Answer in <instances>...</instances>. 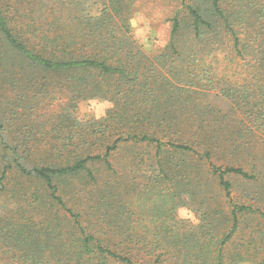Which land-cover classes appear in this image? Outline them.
Wrapping results in <instances>:
<instances>
[{
    "label": "trees",
    "instance_id": "1",
    "mask_svg": "<svg viewBox=\"0 0 264 264\" xmlns=\"http://www.w3.org/2000/svg\"><path fill=\"white\" fill-rule=\"evenodd\" d=\"M114 2L79 17L94 22L82 36L88 43L40 27L35 46L0 5V86L17 89L0 101V194L12 168L16 183L45 189H8L23 204L1 206L0 236L23 264H264L256 237L264 240V196L235 201L227 178L255 180L264 166L254 153L264 143V0H183L184 18L171 19L169 40L152 57L119 38ZM210 90L229 101L227 111L208 101ZM85 99L112 106L100 120L78 123L71 113ZM76 126L80 134H61ZM139 145L152 152L133 163H146L137 185L101 180L90 168L100 163L117 176L112 152ZM64 189L74 190L78 209ZM189 203L196 224L176 217ZM54 206L65 212L60 220ZM244 228L248 237L233 246Z\"/></svg>",
    "mask_w": 264,
    "mask_h": 264
},
{
    "label": "rangeland",
    "instance_id": "2",
    "mask_svg": "<svg viewBox=\"0 0 264 264\" xmlns=\"http://www.w3.org/2000/svg\"><path fill=\"white\" fill-rule=\"evenodd\" d=\"M110 0H0V5L3 8L5 14L11 19V26L17 33H24L23 37L28 40L29 46H35L39 44V39L42 35L41 29L36 28L43 27L44 33L49 37L60 36V38H66L69 35L74 36V39L79 44L88 43L82 36L90 34L93 29V21L86 19H79L80 16H93L99 14L106 4ZM113 23L118 31V36L122 41L132 40L136 46L146 52L150 57L161 51L167 44L170 36V30L172 21L171 19L176 15L184 18L183 14V0H113ZM191 0H184L185 3ZM202 1V0H199ZM81 28V29H80ZM17 89L13 90L9 85L0 86V101L4 100V97H12L15 95ZM208 101L218 109L227 111L229 108V101L217 94L215 91L210 90L207 96ZM112 103L108 100L99 99H85L78 102L77 107L72 111L71 115L76 119V122L83 123L87 121H98L103 118L108 109L111 108ZM53 107V106H52ZM55 107V105H54ZM46 110H50V107ZM71 111V110H70ZM40 119L38 120V122ZM47 130V129H46ZM50 128L48 127V131ZM17 131V128L10 130L11 133ZM24 129H22V132ZM68 131L73 132V135H78L82 132L80 126L72 127V129H64L61 134H67ZM18 132V131H17ZM6 134V133H5ZM15 134V133H14ZM264 143L258 142L254 153L257 158H263L264 156ZM92 146L91 151L93 154H101L104 152L102 148H96ZM3 147L0 144V174L4 165ZM152 151L145 149L143 146H136L135 149L122 146L117 151H113L110 156V161L113 168L118 172L117 176L107 175L106 171L100 163H93L90 168L93 169L96 175L101 177V180L110 176L112 179H116L119 182H134L136 185L143 182L144 169L146 163L140 166L133 165L138 163L139 158L145 159ZM136 154V156H135ZM60 158L53 156L49 160L52 163H58ZM221 159V158H217ZM229 160V158H227ZM218 161V160H216ZM218 163H221L218 161ZM260 164V162H259ZM245 169H250L248 165L242 164ZM205 169V168H203ZM205 171V170H204ZM205 173V172H204ZM256 179H245L240 175H229L227 178L232 183L231 197L235 201L241 203H254L253 197L264 196V166L258 165L254 170ZM112 174V173H109ZM17 172L15 168H12L7 178L4 180L6 186V192L0 194V208L1 206L15 207L17 204H23L21 199L14 198L9 193L8 189L12 187L17 188L19 186L25 187L27 192L37 190L39 192H45L43 186L30 183L26 179H21L17 182ZM72 183H77L74 180ZM210 182V181H209ZM212 185L216 193L219 191L215 187V182L212 180ZM20 187V188H21ZM62 188V186H61ZM61 192V196L67 201L69 205L75 208H79L75 203L74 190L64 189ZM223 195V193H222ZM222 202L221 196L217 195L215 200ZM214 203V204H215ZM1 210V209H0ZM26 211H29L26 208ZM52 213L60 218H63L65 212L54 206ZM7 212V211H6ZM39 210H36L38 217ZM198 212L190 203L179 207L176 210V217L180 220H188L192 224L198 223ZM35 219H37L35 217ZM258 218L252 217L251 225L253 229L262 230L261 227L256 228V222ZM60 226L62 227V223ZM64 223V221H62ZM264 230V229H263ZM250 230L244 228L243 231L235 236L233 246L237 243L240 244L242 238H247ZM0 236V264H23L17 257H15V250L13 253L9 250V246L4 242ZM258 245L264 246L263 237L259 233H256ZM18 256V254H16ZM254 262H257L254 260ZM239 264H254L251 260L245 263Z\"/></svg>",
    "mask_w": 264,
    "mask_h": 264
}]
</instances>
